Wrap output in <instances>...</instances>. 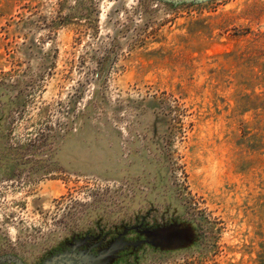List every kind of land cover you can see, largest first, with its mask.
I'll list each match as a JSON object with an SVG mask.
<instances>
[{
    "label": "rangeland",
    "instance_id": "rangeland-1",
    "mask_svg": "<svg viewBox=\"0 0 264 264\" xmlns=\"http://www.w3.org/2000/svg\"><path fill=\"white\" fill-rule=\"evenodd\" d=\"M264 264V0H0V264Z\"/></svg>",
    "mask_w": 264,
    "mask_h": 264
},
{
    "label": "water",
    "instance_id": "water-1",
    "mask_svg": "<svg viewBox=\"0 0 264 264\" xmlns=\"http://www.w3.org/2000/svg\"><path fill=\"white\" fill-rule=\"evenodd\" d=\"M161 1H165V2H189V1H200V0H161ZM58 264H74L73 259H69V260H64Z\"/></svg>",
    "mask_w": 264,
    "mask_h": 264
},
{
    "label": "flooded vegetation",
    "instance_id": "flooded-vegetation-1",
    "mask_svg": "<svg viewBox=\"0 0 264 264\" xmlns=\"http://www.w3.org/2000/svg\"><path fill=\"white\" fill-rule=\"evenodd\" d=\"M69 259H73V258H63V259H61V260H58V262L55 263V264H58V263H60V262H62V261H64V260H69ZM73 262H74V264H78V261L75 260V259H73Z\"/></svg>",
    "mask_w": 264,
    "mask_h": 264
}]
</instances>
